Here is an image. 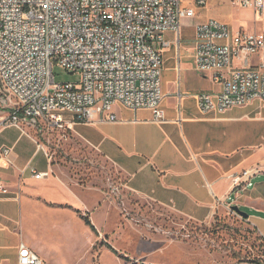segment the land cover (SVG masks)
<instances>
[{
	"label": "crops",
	"instance_id": "0c3cea01",
	"mask_svg": "<svg viewBox=\"0 0 264 264\" xmlns=\"http://www.w3.org/2000/svg\"><path fill=\"white\" fill-rule=\"evenodd\" d=\"M213 3L214 0H208L205 9L209 14L203 21L214 18L231 26V22L237 20V13L250 11L253 20H242L244 26L238 29L264 31V20L260 21L252 9L222 0L221 9L216 13ZM175 36L173 31L166 33L172 44L164 50L163 70L165 55L174 50ZM176 51L177 62L166 69L177 70L179 80L175 78L164 85L162 81L166 111L163 122L152 121L149 109L131 110L116 105L114 111L118 121L90 123L91 137L83 139L72 132L71 139L82 142L93 155L115 170L123 180L125 191L135 199V207L160 210L174 225L187 227L188 224H216L232 216L231 206L238 205L253 211L248 218H243L244 223L252 226L264 240V186L254 185L252 190L236 199L233 178L245 169L249 158L241 159L238 156L241 148L230 146V142L217 141L215 129L209 126V123L232 120L228 114L238 107L224 113H203L196 94L218 92L220 86L205 73L203 78L210 81L209 87L192 95L189 91L183 93L181 71L191 64L195 68L194 42L186 49L177 46ZM188 96L196 99L194 110L184 106ZM255 102L244 107L250 108ZM10 115V109L0 111V181L9 190L6 195L0 194L3 197L0 202V264L13 261L18 264L21 243L34 249L47 264L44 255L50 247L35 233L32 224L39 209L69 215L85 230L97 235L78 212L89 211L97 231L110 239L102 252H109L117 264L121 262L120 257L108 245L139 264H257L234 261L219 252L209 251L205 244L197 243L189 235L180 236L173 229L162 234L161 228L155 227L157 233L152 231L151 224L149 228L134 227L121 211V205L110 199L103 186L83 184L74 178L69 168L46 154L49 147L43 140L44 133L40 134L37 128L26 123H5ZM6 148L10 150L7 155L4 154ZM30 164L47 173L46 177L35 178L28 169ZM102 212L104 217L96 221ZM124 219L128 221L125 223ZM123 222L127 227L130 225L129 231L119 227ZM127 242L130 243L127 245Z\"/></svg>",
	"mask_w": 264,
	"mask_h": 264
},
{
	"label": "built area",
	"instance_id": "2783aa9c",
	"mask_svg": "<svg viewBox=\"0 0 264 264\" xmlns=\"http://www.w3.org/2000/svg\"><path fill=\"white\" fill-rule=\"evenodd\" d=\"M194 2L205 7L208 0ZM230 2L264 20V0ZM196 13L191 0H0V89L11 110L5 123L57 132L66 142L76 122L118 121L116 105L149 109L152 121L163 122V54L172 44L166 33L176 34L180 48L181 24ZM193 42L196 70L220 86L196 94L203 113L264 101V31H234L209 18L195 24ZM55 65L79 74V82H57ZM28 169L37 179L47 175ZM255 176L250 169L236 174V199ZM8 192L0 181V194ZM18 264L46 263L21 243Z\"/></svg>",
	"mask_w": 264,
	"mask_h": 264
},
{
	"label": "rangeland",
	"instance_id": "374dc122",
	"mask_svg": "<svg viewBox=\"0 0 264 264\" xmlns=\"http://www.w3.org/2000/svg\"><path fill=\"white\" fill-rule=\"evenodd\" d=\"M191 1L197 13L195 18L185 19L181 24L182 49L192 46L195 37V24L203 21L209 14L205 7L198 6L194 0ZM213 4L214 11L217 13L221 9L222 0H214ZM236 17L237 20L231 22L234 31L240 26H244L242 20H253V14L250 11H245L243 14L237 13ZM259 20L262 21V19ZM172 47H174L172 54L165 55V69L162 71L163 85L166 81L171 83L175 78L177 81L179 80L177 70L166 69L178 60L177 45L174 44ZM190 61L192 60L189 59ZM53 72L57 82L76 83L80 80L79 74L71 73L58 65L54 66ZM207 75L210 76V73ZM181 76L182 91L183 93L189 91V95L202 91L211 84L209 80L203 78L202 73H199L196 68H192V64L189 65L188 69L181 71ZM3 96L4 94L0 89V111L10 109L2 104ZM184 106L194 110L197 107L196 99L188 96ZM65 115L69 116L68 114ZM228 115L232 116L233 119L209 123V126L211 125L213 130L215 129L214 136L217 137V141L224 140L230 142L232 147L241 148L238 156L241 159L249 158L245 169H250L255 175L264 176V101H257L250 108H235ZM39 132L45 134L43 140L49 147L48 151L54 154L53 160L69 168L72 176L84 182L83 184L93 183L97 187L103 186L105 192L109 193L110 199L121 205V211L133 222L131 224L134 227L141 229L144 225L149 228L148 224H151L153 226L152 231L157 233L155 227L161 228L163 229L162 234H167L166 231L173 229L178 235H189L197 243L205 244L209 251L219 252L234 261L240 260V258H257L264 264L263 238L252 226L245 224L244 219L236 213L211 226L188 224L187 227H182L174 225L171 222L172 219L165 213L162 215L160 210H155L149 206L148 208H146L147 206L135 207V199L125 191L121 177L107 163L93 155L82 142L71 139L59 144L57 133L46 130ZM72 132L83 139L91 137L93 134L90 124L85 122H77L72 128ZM253 181L255 187L264 186V178L255 177ZM252 189L249 188L247 192ZM125 201L130 203H124ZM241 209L247 213H253L249 208L241 207ZM80 212L81 215L90 217L89 211ZM104 212L96 218V221H100L104 217ZM124 221L126 223L128 220L124 219ZM125 223L123 222L119 227L127 232L130 225L127 227ZM32 224L36 228L35 233L46 240L50 247L48 253L44 255L47 264H117L109 252H102L106 242L110 240L109 237L101 235L98 231L95 235L93 232L85 230L78 221L69 215L49 213L39 209L35 212ZM93 239L94 242L90 248ZM129 243L127 242V245ZM95 244L96 247L94 248ZM117 252L121 261H118V264L134 263L131 256L124 255L121 253L122 251L117 250ZM11 264H15V261Z\"/></svg>",
	"mask_w": 264,
	"mask_h": 264
},
{
	"label": "trees",
	"instance_id": "16d2710c",
	"mask_svg": "<svg viewBox=\"0 0 264 264\" xmlns=\"http://www.w3.org/2000/svg\"><path fill=\"white\" fill-rule=\"evenodd\" d=\"M81 215V212L78 211ZM81 217L83 218V220L85 221V223L87 225H89L91 227V229L95 232V233H98L97 232V229L95 228V226L92 224L91 222V219L88 215H81ZM96 247V245H95ZM94 247V248H95ZM108 247L115 253V254H118L117 250H115L112 246L108 245ZM128 260V258H127ZM241 261H246V262H251V263H257V264H262V261L260 259H257V258H240ZM133 264H136V263H133Z\"/></svg>",
	"mask_w": 264,
	"mask_h": 264
},
{
	"label": "water",
	"instance_id": "95a60500",
	"mask_svg": "<svg viewBox=\"0 0 264 264\" xmlns=\"http://www.w3.org/2000/svg\"><path fill=\"white\" fill-rule=\"evenodd\" d=\"M231 210L234 211L236 214L240 215L242 218L249 217V213L243 211L238 205L231 206Z\"/></svg>",
	"mask_w": 264,
	"mask_h": 264
}]
</instances>
